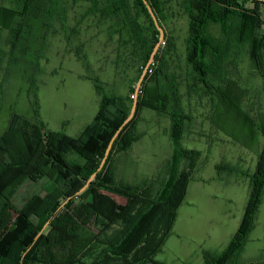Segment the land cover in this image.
Listing matches in <instances>:
<instances>
[{
    "label": "trees",
    "instance_id": "trees-1",
    "mask_svg": "<svg viewBox=\"0 0 264 264\" xmlns=\"http://www.w3.org/2000/svg\"><path fill=\"white\" fill-rule=\"evenodd\" d=\"M8 1L15 6L0 5V28L9 31L12 46L16 47L22 39L26 21L37 16L41 8L36 5L38 0ZM45 1L47 18L60 19L66 29V1ZM79 1L90 3L87 14L100 11L104 20H116V25L121 26L114 31L120 35L118 50L122 54L124 49L131 48L137 74L130 82L132 88L127 95H107L98 79H93L100 95V109L78 139L51 131L41 121L37 87L33 82L31 105L34 117L27 119L14 114L0 136V264H162L156 257L172 235L179 207L185 201L189 182L202 156L200 151L181 144L184 124L192 119L183 108L176 76L168 72L169 51H163V44L175 46L166 34L143 80L134 118L115 140L95 180L83 193L76 195L97 172L112 137L128 117L134 102L133 89L160 37L143 0L133 2L136 15L131 13L129 0ZM148 2L166 31L163 0ZM179 6L189 19L186 61L195 74L189 88L202 85L215 106V113L229 114V103L233 100V110L238 119L243 118L249 124L251 140L255 142L256 131L261 129L264 134V125L258 126L242 111L239 93L243 91L237 83L231 82L225 88L216 82L226 75L230 53L247 44L251 47L254 68L264 80V67L259 60L264 38L256 35L259 30H264V3L181 0ZM143 15L147 24L138 21ZM212 24L220 25L225 37L222 44L214 42L208 35ZM70 32L78 35L76 27ZM74 53L87 64L82 49H76ZM2 93L0 83V95ZM144 110L155 111L170 119L173 151L163 177L159 175L143 186H134L119 180L115 162L141 139L139 123ZM215 113L212 118L217 125ZM231 169L234 170H227ZM263 192L264 149L258 169L251 176V196L240 230L222 254L208 252L206 264H264V259L242 260L245 244L255 227ZM18 195L23 199L17 203ZM115 196L125 198L127 203L119 207ZM83 200L91 215L79 219L70 207Z\"/></svg>",
    "mask_w": 264,
    "mask_h": 264
},
{
    "label": "rangeland",
    "instance_id": "rangeland-1",
    "mask_svg": "<svg viewBox=\"0 0 264 264\" xmlns=\"http://www.w3.org/2000/svg\"><path fill=\"white\" fill-rule=\"evenodd\" d=\"M65 1L66 29L60 19L47 18L45 0H38L36 5L41 11L26 21L16 47L12 46L9 31L0 28V83L3 85L0 136L14 114L27 119L34 117L33 82L37 87L41 121L49 130L75 139L80 138L84 128L99 113L100 95L93 79H98L107 95H127L131 91L130 82L137 68L130 47L122 54L118 50L120 35L114 31L121 26L116 25V20H104L100 11L87 14L88 2ZM133 2L129 0L131 13L136 15ZM180 2L163 0L167 20L166 31L162 29L175 46L163 44V51H169L168 72L176 76L183 108L192 119L184 124L181 144L200 151L202 156L189 182L185 201L179 207L172 235L156 259L162 264H206L205 255L222 254L240 230L251 196V176L258 169L264 149V134L259 129L256 141L252 142L250 126L243 118L238 119L233 100L229 103V114L215 113V106L202 85L189 88L195 74L186 61L189 19ZM0 5L15 6L8 0H0ZM138 21L148 23L144 15ZM75 27L78 35L70 32ZM208 30L214 42H225L219 24H212ZM256 35L264 38V30ZM79 48L86 54L87 64L76 57L74 52ZM250 48L247 44L230 53L226 75L216 84L228 88L231 82L237 83L243 91L239 93L242 111L258 126H263L264 80L254 68ZM119 55H122L120 59ZM259 60L264 67V46ZM215 101L218 105L217 97ZM214 113L217 125L213 123ZM139 132L141 139L115 162L119 180L134 186H143L159 175L163 177L173 151L168 117L144 110ZM22 199L18 195L15 201ZM114 199L119 207L127 203L120 196ZM261 201L255 227L245 244L244 261L264 259V192ZM70 211L79 219L91 215L84 200L71 206Z\"/></svg>",
    "mask_w": 264,
    "mask_h": 264
},
{
    "label": "water",
    "instance_id": "water-1",
    "mask_svg": "<svg viewBox=\"0 0 264 264\" xmlns=\"http://www.w3.org/2000/svg\"><path fill=\"white\" fill-rule=\"evenodd\" d=\"M253 1H258V2L264 3V0H253ZM143 2H144V5L146 6V8H147V10H148V12L150 14V16L152 17L155 25L158 27V30L160 32L159 42L157 43L156 47L154 48V50H153V52L151 54L150 60H149V62L147 64V66L145 67V69L143 70V73H142V75H141V77H140V79H139V81H138V83L136 85V89H135V93H134V102H133V105L131 107V111H130L128 117L125 119V121L122 123V125L119 127V129L116 131V133L112 137V139H111V141H110V143H109V145L107 147V150L105 152V155H104V157H103V159L101 161V164H100L97 172L94 173L90 177V179L87 181V183L84 185V187L79 192H77L76 195H80L81 193H83L89 187V185L95 180L97 174L104 167V165H105V163H106V161H107V159H108V157L110 155V152L112 150V147H113V144H114L115 140L117 139V137L119 136V134L121 133V131L124 129V127L126 125H128L131 122V120L134 118V116L136 114V111H137L138 96H139V93H140V90H141V86H142L143 80H144L146 74L148 73V70H149L150 66L154 62L155 56L158 53V51H159V49L161 47V44L164 41L165 32L162 29V27L160 26L159 21H158V18L156 17L154 11L152 10V8H151L148 0H143ZM69 200H71V197L67 201H69ZM65 204H66V202L58 209V211L56 213H58L63 208V206ZM49 223H50V221L45 225V227L43 228V230L39 233L38 237L43 233V231L45 230V228L48 226Z\"/></svg>",
    "mask_w": 264,
    "mask_h": 264
},
{
    "label": "built area",
    "instance_id": "built-area-1",
    "mask_svg": "<svg viewBox=\"0 0 264 264\" xmlns=\"http://www.w3.org/2000/svg\"><path fill=\"white\" fill-rule=\"evenodd\" d=\"M149 71V70H148ZM150 72H151V70H150ZM134 97V96H133Z\"/></svg>",
    "mask_w": 264,
    "mask_h": 264
},
{
    "label": "crops",
    "instance_id": "crops-1",
    "mask_svg": "<svg viewBox=\"0 0 264 264\" xmlns=\"http://www.w3.org/2000/svg\"><path fill=\"white\" fill-rule=\"evenodd\" d=\"M85 129V128H84Z\"/></svg>",
    "mask_w": 264,
    "mask_h": 264
}]
</instances>
